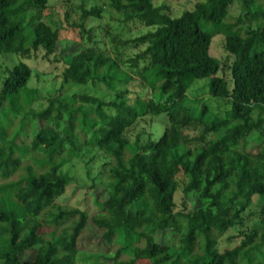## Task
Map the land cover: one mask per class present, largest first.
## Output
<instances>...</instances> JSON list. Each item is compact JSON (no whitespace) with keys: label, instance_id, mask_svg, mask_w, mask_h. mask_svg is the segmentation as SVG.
<instances>
[{"label":"trees","instance_id":"obj_1","mask_svg":"<svg viewBox=\"0 0 264 264\" xmlns=\"http://www.w3.org/2000/svg\"><path fill=\"white\" fill-rule=\"evenodd\" d=\"M111 1L128 20L152 28L130 40L143 47L131 70L150 97L127 96L133 75L94 48L60 55L63 85L102 84L114 93L109 101L61 88L36 108L33 68L18 61L8 70L0 90V264H264V0H203L179 17L155 0ZM235 3L238 17L230 12ZM48 4L0 0L1 54L58 53L60 29L40 15ZM98 13L93 8L84 18ZM217 34L234 56L229 81L210 52ZM204 78L211 96L231 100L228 110L211 115L207 102L188 96ZM146 116H164V132L132 139L130 129ZM83 146L108 160L107 194L92 216L58 203L73 179L63 168ZM181 171L184 192L200 201L188 209L184 200L177 211ZM90 221L102 229V250H81ZM235 227L239 244L220 251V239ZM169 231L178 247L158 241Z\"/></svg>","mask_w":264,"mask_h":264},{"label":"rangeland","instance_id":"obj_2","mask_svg":"<svg viewBox=\"0 0 264 264\" xmlns=\"http://www.w3.org/2000/svg\"><path fill=\"white\" fill-rule=\"evenodd\" d=\"M203 0H155L157 6L165 5V13L172 17L181 16L182 12L191 10L195 5ZM93 8H99V15H88L86 12ZM231 15L238 17L240 14V4L235 3L231 8ZM123 12L119 11L111 0H49L48 7L45 8L41 18L60 29V41L56 54L47 55L44 49L32 51L30 57L16 54H1L0 52V90L8 70L18 61H25L33 68V75L30 78L29 87L38 91V100L34 107H45L49 97L61 88L71 92H82L102 96L105 100H112L114 93L102 84H88L81 86L63 85V70L66 66L65 60L61 57L71 55L83 48H94L106 56H111L118 60L120 65L130 72L133 79L126 86L127 96L131 98H149L146 85L140 80L138 75L131 70V59L135 58L143 50L141 45H135L130 40L145 34L152 28L146 26L137 19L128 20ZM84 18V19H83ZM208 28H211L209 24ZM210 52L221 61L219 76H223L228 81L231 80V64L234 56L225 49V38L223 34L213 37ZM61 55V56H60ZM142 64V62H139ZM210 78L198 79L194 82L188 92V96L196 101L199 99L209 104L211 115H217L228 110L231 106L230 99H219L211 96L208 92V82ZM232 82V81H230ZM197 103H194L196 106ZM42 123L37 122L40 127ZM167 125L164 116H146L130 129L131 138L141 133V141L160 138ZM85 140V135L80 136ZM251 151H257L258 145H254ZM107 158L102 155L96 147L83 146L80 158L68 162L63 171L68 173L73 179L66 189L65 194L58 199L61 205L78 207L86 210L90 216L98 212L97 200H103L106 196L105 178L107 170ZM179 186L176 192L177 211L184 209V200L188 209L196 206L200 198L193 192L186 195L184 187L187 177L181 171L177 175ZM252 209L246 213V225L252 226L257 218L256 212L259 210L257 198ZM102 229L93 222H89L79 238L81 250H102L104 244L101 240ZM174 232L157 234L158 241L168 242L169 245H180ZM239 229L232 228L220 239L219 249L225 251L237 246L240 242ZM34 253L26 254L23 258H32ZM77 264H86L78 262Z\"/></svg>","mask_w":264,"mask_h":264}]
</instances>
